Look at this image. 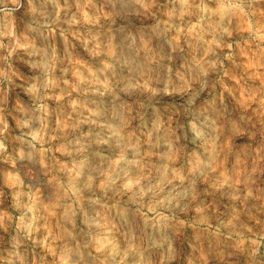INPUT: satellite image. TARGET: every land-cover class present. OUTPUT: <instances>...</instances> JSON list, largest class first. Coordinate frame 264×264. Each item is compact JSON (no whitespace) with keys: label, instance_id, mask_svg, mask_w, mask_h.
Segmentation results:
<instances>
[{"label":"clouds","instance_id":"9594fccd","mask_svg":"<svg viewBox=\"0 0 264 264\" xmlns=\"http://www.w3.org/2000/svg\"><path fill=\"white\" fill-rule=\"evenodd\" d=\"M261 171L264 0H0V264H264Z\"/></svg>","mask_w":264,"mask_h":264},{"label":"rangeland","instance_id":"374dc122","mask_svg":"<svg viewBox=\"0 0 264 264\" xmlns=\"http://www.w3.org/2000/svg\"><path fill=\"white\" fill-rule=\"evenodd\" d=\"M240 62L237 61V64H239ZM235 67V65L233 66ZM237 71H239V69H237ZM235 84V81H231L229 82V78L225 77V85L228 88H231L232 85ZM239 95V93H238ZM258 147V146H257ZM248 146L247 145H241V149L242 150H247ZM241 159V157L239 155H229L226 157L225 162H224V168L227 169L229 164H234L236 162V160ZM223 174V173H222ZM261 174L264 175V171H261ZM262 187H264V185H262ZM206 195H208V202H214L213 200V196L212 194L206 193ZM224 205L228 208V210L230 212H240L243 213L245 211V209H248L247 211V216L252 217V216H256L258 211L257 209L252 208L250 205H246L245 203L241 202L240 204H236L232 201H228L227 199L224 201ZM194 239H196V237H193Z\"/></svg>","mask_w":264,"mask_h":264}]
</instances>
